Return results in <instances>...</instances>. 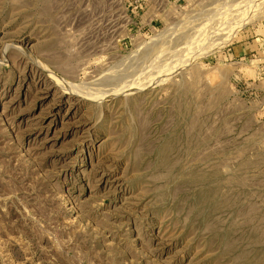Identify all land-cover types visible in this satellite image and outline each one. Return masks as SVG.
<instances>
[{"label":"rangeland","instance_id":"1","mask_svg":"<svg viewBox=\"0 0 264 264\" xmlns=\"http://www.w3.org/2000/svg\"><path fill=\"white\" fill-rule=\"evenodd\" d=\"M0 264H264V0H0Z\"/></svg>","mask_w":264,"mask_h":264},{"label":"bare ground","instance_id":"2","mask_svg":"<svg viewBox=\"0 0 264 264\" xmlns=\"http://www.w3.org/2000/svg\"><path fill=\"white\" fill-rule=\"evenodd\" d=\"M249 1V0H248ZM246 4V3H245ZM186 41V40H185ZM184 41V42H185ZM195 41V40H194ZM187 42V41H186ZM187 44V43H186ZM188 45H189V42H188ZM148 81V80H147ZM148 85V84H147ZM133 87V86H132ZM135 87V86H134ZM137 87H139L138 86V84H137ZM140 88V87H139ZM71 89H72V87H71ZM123 89V88H122ZM126 89V88H125ZM132 89V88H131ZM73 91H74V89H72ZM71 91V90H70ZM73 91H71V92H73ZM126 91V90H125ZM69 92V91H68ZM118 92V91H117ZM111 95H112V97H113V93H110ZM115 94V93H114ZM83 95V94H82ZM111 95H110V97H111ZM107 96V95H106ZM84 97H85V95H84ZM88 97V96H87ZM90 98V97H89Z\"/></svg>","mask_w":264,"mask_h":264}]
</instances>
